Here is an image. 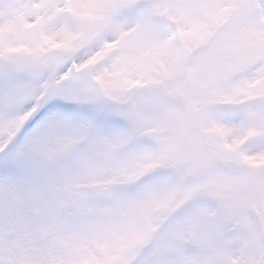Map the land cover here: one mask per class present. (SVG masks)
<instances>
[{
  "label": "snow or ice",
  "instance_id": "6c2138e0",
  "mask_svg": "<svg viewBox=\"0 0 264 264\" xmlns=\"http://www.w3.org/2000/svg\"><path fill=\"white\" fill-rule=\"evenodd\" d=\"M0 264H264V0H0Z\"/></svg>",
  "mask_w": 264,
  "mask_h": 264
}]
</instances>
